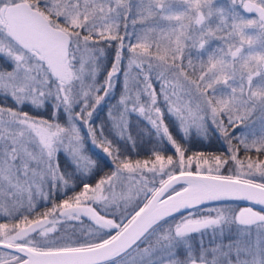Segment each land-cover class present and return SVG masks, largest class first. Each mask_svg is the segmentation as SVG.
Returning <instances> with one entry per match:
<instances>
[{
	"label": "snow or ice",
	"instance_id": "6c2138e0",
	"mask_svg": "<svg viewBox=\"0 0 264 264\" xmlns=\"http://www.w3.org/2000/svg\"><path fill=\"white\" fill-rule=\"evenodd\" d=\"M0 218V264H264V0H0Z\"/></svg>",
	"mask_w": 264,
	"mask_h": 264
},
{
	"label": "rangeland",
	"instance_id": "374dc122",
	"mask_svg": "<svg viewBox=\"0 0 264 264\" xmlns=\"http://www.w3.org/2000/svg\"><path fill=\"white\" fill-rule=\"evenodd\" d=\"M221 1L222 0H218V2L222 3ZM133 123L135 124L136 122L133 121ZM248 123L251 124L252 127L258 132L259 127H260V121L257 118L256 114L252 115V117L249 119ZM139 129L142 131H147V129L145 128V126L143 124H141L139 126ZM237 131H239V129H237ZM144 139H145V147H147L146 141L148 140V137L145 136ZM217 145H218V147H217ZM192 147H193V150H195V149H200V150H204V151H210L211 150L208 153H218L220 151L222 145L218 140L213 138L212 142L208 145L194 144ZM218 148H219V150H217ZM250 154H252V153H250ZM254 158H255V156H254ZM0 222H6V218H0Z\"/></svg>",
	"mask_w": 264,
	"mask_h": 264
},
{
	"label": "flooded vegetation",
	"instance_id": "af4514ba",
	"mask_svg": "<svg viewBox=\"0 0 264 264\" xmlns=\"http://www.w3.org/2000/svg\"><path fill=\"white\" fill-rule=\"evenodd\" d=\"M222 3L226 2V0H222ZM240 206H247V203L237 202ZM258 207V206H257Z\"/></svg>",
	"mask_w": 264,
	"mask_h": 264
},
{
	"label": "trees",
	"instance_id": "16d2710c",
	"mask_svg": "<svg viewBox=\"0 0 264 264\" xmlns=\"http://www.w3.org/2000/svg\"><path fill=\"white\" fill-rule=\"evenodd\" d=\"M217 147H218V145H217ZM217 150H219V148H218ZM210 151H211V150H210ZM210 151H206V152H210Z\"/></svg>",
	"mask_w": 264,
	"mask_h": 264
},
{
	"label": "water",
	"instance_id": "95a60500",
	"mask_svg": "<svg viewBox=\"0 0 264 264\" xmlns=\"http://www.w3.org/2000/svg\"><path fill=\"white\" fill-rule=\"evenodd\" d=\"M242 203H247V202H243V201H241Z\"/></svg>",
	"mask_w": 264,
	"mask_h": 264
}]
</instances>
